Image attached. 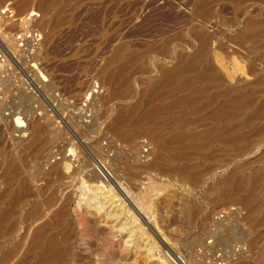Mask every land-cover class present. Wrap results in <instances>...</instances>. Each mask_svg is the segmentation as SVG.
Segmentation results:
<instances>
[{"label": "rangeland", "instance_id": "rangeland-1", "mask_svg": "<svg viewBox=\"0 0 264 264\" xmlns=\"http://www.w3.org/2000/svg\"><path fill=\"white\" fill-rule=\"evenodd\" d=\"M22 1L26 0H0V191L8 184L11 188L0 209L23 183L28 195L18 200L10 229L0 234V264L33 259L37 250L34 254L27 247L34 229L57 217L69 192L72 230L67 264H160L138 242H122L126 231L112 228L122 216L105 223L103 211L83 214L85 222L76 214V178L91 172L88 169L109 172L110 181L99 173L107 188L114 186L116 173L137 196L145 194L149 215L139 212L137 223L172 264L175 258L177 264H264V26L256 37L242 42L239 38L248 19L264 23V0L242 4L210 0L204 10L196 8L198 0H50L51 6L49 0H27V6L19 8ZM39 1L50 8L38 10ZM201 36L206 41L205 55L193 69L211 64L222 79L221 91L250 90L240 101L244 105L239 104L228 120L210 118L209 113L226 98L222 92L212 103L200 96L167 114L138 118L137 112L160 103L146 92L161 69L173 66L180 55L199 53ZM119 46H123L121 58L110 62ZM133 55L140 58L120 81L106 79V72ZM48 81L52 89L47 93L43 87ZM136 102L139 111L123 117L126 123L121 129L126 133L117 127L114 131L110 123L119 110ZM17 117L22 118L21 128H26L20 140ZM248 117L253 118L248 122ZM151 126L155 129L149 132ZM211 128L239 133L240 140L234 146L219 142L188 146L180 160L171 157L172 146L158 149V137L166 139L176 131L203 134ZM63 156L69 158V170L77 169L72 177L59 167L54 169ZM239 177L253 181L248 202L242 199L250 193L246 183L232 196L216 190H232ZM4 257L8 259L2 261Z\"/></svg>", "mask_w": 264, "mask_h": 264}, {"label": "bare ground", "instance_id": "bare-ground-1", "mask_svg": "<svg viewBox=\"0 0 264 264\" xmlns=\"http://www.w3.org/2000/svg\"><path fill=\"white\" fill-rule=\"evenodd\" d=\"M26 1H22L21 3H18L17 5L19 6V8L26 7L27 6V2ZM45 1H48V0H45ZM45 1H39L38 5L36 6V8L38 10H40V11L43 10V9H47V6H48V3H50V0H49L48 3H46ZM56 1L57 0H55V2ZM209 1L210 0H198L197 4H196L197 5L196 8H198L199 10L206 9V6L208 5ZM230 1H233L236 4L238 2L241 3V1H243V0H230ZM57 2L59 3V1H57ZM65 2H67V1H65ZM52 3H50V6L53 5ZM1 4H0V6H1ZM18 6H17V8H18ZM59 10H61V9H59ZM44 11H42V12H44ZM263 26H264L263 22H260V21L255 20V19H248L247 22L245 23L244 31L242 32V34L239 37L240 41L255 36L258 33V30H260V28H262ZM4 33H6V32H4ZM199 40H200V43H201V45H200L201 51L199 53L194 54V55H180L177 58V61H176V63L173 66L161 69V74H160L159 79L156 80L150 86V89L147 90V92H146L149 97H156L155 99H157V98L160 99V103L158 101L157 103H159V104H157V107H155V108H152V109H151V107H149L150 109L147 108V109H149L148 111L145 110V112H142L140 110V112H137V114H139V116L136 115V120L137 121H138L139 117H140V119H143L145 117L147 118V116H152V115L153 116H158L159 112L167 114V113L171 112L174 108H177V107L181 108L182 106L188 105L191 102L195 103V100L200 99L199 98L200 96L207 97L209 99V103H212L211 101L216 100V98L221 96L222 92H226L227 93L226 98L224 100H222V101L221 100L219 101V103L217 104L216 108L209 113V116L212 119H217V120H222V121L224 119L228 120V119H230L232 117L231 115L234 112V110H236V107L239 108L238 105L240 104V101L242 100L243 96L245 94L251 93L250 90H244V89H239V88L238 89H234V90L233 89H227V90H222L221 91L220 90V85L222 83V79H221V77L218 74H216V72L214 71V68H213V66L211 64H207L206 66L196 70V68H197L196 63L198 61H200L204 57V55H205L204 54L205 53L204 52V48L206 46V41H205V39H203L202 36L199 37ZM10 43H12V42H10ZM9 49L14 50V47L9 44ZM122 51H123V46H119L118 48H116V50L114 51V53L112 55V58H111L110 62L118 61L121 58ZM139 58H140L139 55H133L127 61L121 62L119 64L118 68L114 69L113 71L106 72V79L108 81H110L111 83H113V82L116 83L117 81H120V79L123 76V74L125 73V71L129 67H131L133 65V63H135ZM217 58H219V57H217ZM108 64H110V63L108 62ZM194 67H196V68L193 69ZM126 80H128V79H126ZM123 81H125V80H122V82ZM199 81L205 83V85H195L197 82L199 83ZM122 82H121V84H123ZM45 83L46 82H44V84ZM252 85H254V84H251V86ZM113 87H115V85ZM211 88H214L215 90L212 91ZM43 89L47 93L51 91L52 85H51L50 81H48L46 83V85H44ZM181 90L182 91L184 90L185 92H183V94L179 95V91H181ZM122 92H124V91H122ZM223 95H224V93H223ZM148 99L152 101L153 98L152 99L148 98ZM155 101H157V100H155ZM137 102L131 104L124 111L123 110H119V112L117 114V117L114 118L111 121V123H110V127L112 126L114 131H115L114 128L117 127L118 130L122 131V133H126L125 130H123L124 128L121 129L122 128V123H124V122L126 123V121H124V119H126V118H123V117L126 116V114H131L132 112L139 111V110H137L138 106H139ZM213 102H215V101H213ZM149 103H150V101H149ZM242 105H244V103ZM247 105H249V104H247ZM144 108L145 107H143V109ZM254 113H256V115H257V111L254 112ZM253 115H255V114H253ZM256 115H255V118H256ZM137 116H138V118H137ZM172 116H174V115H172ZM209 116L207 118H209ZM160 118H162V117H160ZM168 118H169V116H168ZM170 118H171V116H170ZM252 118L253 117H250L249 119H246V120H248V122H249V121H251ZM157 119H159V117H157ZM136 120H135V122H137ZM164 120H166V119H164ZM150 121H151V119L148 122L149 123L153 122V121H151V122ZM184 121L186 122V120H184ZM135 122H134V125H135ZM146 122L147 121H145L144 123H146ZM159 122H160V120H159ZM244 122H246V121H244ZM175 123H177V122H175ZM131 124H133V123H131ZM131 124H129V125H131ZM246 124H248V123H245V125ZM22 125H23L22 118H20V117L18 118L17 117V123H16V127L17 128H16V130H18L20 132V135L18 137L19 140L24 136V133H25L24 131L26 129V128L25 129L21 128ZM181 126H184V125H181ZM126 127H128V125ZM153 128L154 127L150 128V129H148V128H145V129H148L149 132H152L155 129V128L154 129ZM167 128H169V127H167ZM212 128H215V127H212ZM137 129H139V127L136 128L135 130L137 131ZM151 129H152V131H150ZM128 130L129 129L127 128L126 131H128ZM136 131H134V132H136ZM230 131H231V129H230ZM149 132H147V133H149ZM205 132H207V130ZM129 133L131 135V132H129ZM155 135H157V134H155ZM125 137H127V136H125ZM152 137H154V135ZM240 137H241V135H239V133H235L233 131L230 132V133H225V131L220 129V128L209 130L207 133H203V134H200L199 132L197 133L195 131H191V132H187V133L184 132V131L183 132L182 131H176V132L172 133L171 135H169L168 137H166V139H160V137H158V144L157 145H158V149H161V148L163 149V147H165V146H170V148H171V146H172L174 148V152L171 153L172 154L171 157L173 159H175V160H180V159L185 158L186 153H185L184 150L188 146L200 145L202 143L206 144V143H211V142H219L223 146H234V145H236L239 142ZM243 137L244 136L242 135V138ZM14 140H16V139H14ZM33 141H34V138H31L30 143H32ZM188 154H190V153H188ZM205 157H207V156H205ZM68 159L69 158L63 156L60 160L57 161L56 165H54V169L59 167L63 171L64 170L66 171V176L67 177H72V176H74L77 173V169L76 170H69L71 163L68 161ZM12 160H13V158H12ZM12 160L10 161V163L12 162ZM8 165L10 166V164H8ZM14 165H16V164H14ZM14 165L12 164L11 166L14 167ZM136 167H137V165H136ZM6 168H8V167H6ZM99 168H101V167H99ZM11 169H13V168H11ZM15 169H16V166H15ZM96 169H97V166H96ZM101 169H107V168H101ZM10 170L8 172H10ZM85 170H87V167H86ZM88 170H91V172L89 171V173H86V171H85L84 174H81L80 177L76 178V183H78L79 192H78L77 201L75 202L74 205H75L76 214L81 216L80 219L82 221H84V218L82 217L83 214L99 213L101 211H103V213H102L103 218L106 219L105 223H109L110 222V221L107 220L108 218L117 219L119 216H122L121 217L122 218L121 222L117 223L115 225L113 224L112 228L117 227L120 230V232L121 231H126L125 238L123 237L124 240L122 241L125 245L126 244H130L132 241H133V243H135L134 241H136V242H138L139 247L140 246L143 247L144 253L148 257H150V259H151V257L152 258L154 257V258L157 259L158 263H160V264H172L170 262V260H168V258H166L163 255H160V250L158 249V246L155 244L154 240H151V237H150L149 233L147 232L146 228L143 225H141V223H139V222L137 223V220H138L137 216L140 214L139 212H141V215H142V212L144 214L149 215L150 203L146 200L145 194L137 196L138 194L135 191L130 190L126 186L123 185V183L119 180V178L116 177L117 174L115 173L116 174L115 175L113 173V171H112V173L114 174L113 176L116 179V180L112 181L114 186L112 187L111 184H110L109 187L107 188V185L103 184V182H102L103 179L101 178V176L103 178H105V179H108L106 176L108 175L109 172L105 175L104 172L106 170L104 171V170H100L99 169V173L101 174V176H100V174L98 172L97 173L96 172H92V169H88ZM59 174H61V173H59ZM197 174H199V173H197ZM109 175H108V177H109ZM190 176H191V174H190ZM189 178H191V177H189ZM236 179H237V183H238L237 187L233 186L232 190H229V189H226V188H221V187H217L216 190L219 191V192H223L226 196H228V195L232 196V194L238 192L236 190H238L239 185L241 183H246V184L250 185V193H248L247 195L243 196L242 199L244 201L248 202L250 200V198H251V193H252V190H253L252 188L254 187L253 186V181L251 179H249V178H246V177L235 178V181H236ZM235 181H234V183H235ZM26 182H28V181H26ZM26 184L27 183L21 184L17 188V190L15 191L16 194L11 198V201L9 202V204H7L5 207H2L0 209V234L2 232H4L6 227H8V229H10V226H9L10 225V218H11V216L14 213L15 205L18 202V200L20 198H22L24 194L27 193V188H26L27 185ZM9 185L10 184H8L6 186V188H4L2 191H0V202L3 200V198L6 196L7 193L9 194L11 192V188H10ZM76 187H75V189H76ZM66 192H67V190H66ZM27 195H28V193H27ZM71 195H72V192H69L68 194L63 196L62 201H61V205L57 209V212H56L57 217L55 219L46 220V221L42 222L40 225H38L34 229V235L32 234L33 235L32 236L33 237L32 242L30 244V247H27V248H29V251L33 252V253H34V250H37V253L36 254L34 253L35 256H33V259L30 260L29 263H26V260L23 257H21V258L17 259L16 261H13V263H10V264H58L61 261L63 263L65 262L67 264V259H68V256L70 255V249H71L70 244H69V238H70V233H71V230H72V223L68 220V215H69L68 214V207L71 204L70 203L71 202ZM116 197H118V198L115 199ZM224 199L227 200V198H224ZM229 199H230V197H229ZM243 200H242V202H243ZM141 218H143V217H141ZM115 219H111V220L114 222ZM97 223L98 222H96V224ZM92 230H94V229H92ZM58 232H60V234H61L60 237H57V235H58L57 233ZM16 258H18V256ZM27 258H29V257H27ZM4 259L7 260L8 257H4L2 259V261ZM175 259L176 260L173 261V262H175L177 264L178 260H177V258H175ZM1 264H2V262H1Z\"/></svg>", "mask_w": 264, "mask_h": 264}]
</instances>
